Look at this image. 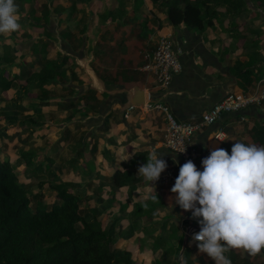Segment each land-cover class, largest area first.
Wrapping results in <instances>:
<instances>
[{"label": "crops", "instance_id": "0c3cea01", "mask_svg": "<svg viewBox=\"0 0 264 264\" xmlns=\"http://www.w3.org/2000/svg\"><path fill=\"white\" fill-rule=\"evenodd\" d=\"M161 1L50 0L47 4L49 20L42 21L40 28L33 23L25 28L30 44L38 38L50 43L49 58L61 55L77 65V81L82 80L83 84L74 85L76 97L93 89L99 99L97 111L86 117L76 116L65 120L61 126L52 121L44 122L46 126L33 133L38 142L47 141L41 149L38 146L35 161L50 157L57 162L52 169H56L62 179L85 185L88 194L98 188L105 196L110 195V186H101L100 179L96 178L110 176L116 168L129 167L140 180L130 189L123 186L115 191L111 210L119 214L120 204L129 197L131 209L156 192L160 205L148 215V264H175L176 261L184 264L182 256L176 257L175 247L178 238L182 236L183 241L190 227L200 229L197 219L192 218L190 210L185 211L176 204L175 195L160 179L150 182L155 185L154 191L153 186L137 174L138 167L147 163L153 149L161 153L166 169L179 173L183 164L180 155L163 142L165 113L132 107L121 117L120 109L134 89H138L143 90L145 100L161 103L177 121L196 122L228 92L246 94L264 85V0H238V8L228 7L229 0H220L215 9L209 11L211 22L199 29L183 23L170 24ZM162 35L172 40L173 51L181 65V70L165 88L157 85L151 72L142 69L145 54L154 50ZM7 43L11 45L10 41ZM21 53L15 52L16 65L8 68L19 66L23 55L26 64L32 63L29 53ZM16 82L24 84L23 80ZM33 93V97L27 95L28 100H39L37 92ZM51 109L59 113L53 105L43 107L45 112ZM63 133L64 141H61ZM216 133H222V138L226 139H215ZM210 136L213 137L209 139ZM74 141L77 147L72 145ZM235 142L264 146V102L240 113H224L219 120L196 132L192 139L200 160L207 149L223 148L231 154ZM82 147L85 151L79 157L77 150ZM86 161L92 162L91 168ZM89 203L94 206L98 200L91 199ZM101 218L106 224L110 217L106 214ZM125 221L123 224L129 223V219ZM130 238L120 236L114 246L119 240L127 241L129 244L119 248L132 252ZM198 243L188 239L185 264H214L206 253L198 250ZM225 255L232 264H264V250L256 256L241 249H233Z\"/></svg>", "mask_w": 264, "mask_h": 264}, {"label": "trees", "instance_id": "16d2710c", "mask_svg": "<svg viewBox=\"0 0 264 264\" xmlns=\"http://www.w3.org/2000/svg\"><path fill=\"white\" fill-rule=\"evenodd\" d=\"M15 1L27 3L33 0ZM219 1L162 0L160 4L166 7L170 24L183 23L199 29L211 22L209 11H213ZM227 4L228 7H239L238 0H229ZM33 19H36V22L32 21L33 26L39 28L42 27V21L49 20L47 4L44 5L42 17H33ZM45 34L49 36V32L46 31ZM1 47L0 95H5L16 86V81L23 80L22 86L26 94L33 97L32 92L36 91L37 99L43 100L37 101L34 100L36 98L30 97L31 105H39L38 107L42 109L44 106L53 105L58 111L65 112L67 121L76 116L86 117L97 111L99 99L96 91L88 89L85 94L76 97L77 89L74 85L83 84L82 80L77 81L75 71L78 69L77 65L65 56L57 55L55 58H49L51 46L47 40L36 39L29 50L32 63L26 64L24 61L26 57L23 55L22 58L20 57L23 61L17 64L18 72L13 71L12 75L8 67L12 64L16 65L17 55L7 42H3ZM37 54L41 55L38 61L35 60ZM65 65L68 67L65 68ZM50 87L62 89L67 94L51 97L50 91L48 92ZM36 111L40 110L36 109ZM23 120L30 126L40 125L39 119L33 115ZM30 126L27 125L26 130L33 133L34 130L30 129ZM60 140L64 141V133L60 136ZM76 143L74 141L72 145L75 147ZM84 151V147L77 150L78 156L81 157ZM36 157L35 151H20L19 158L23 160L25 172H21L20 169L15 170L10 158L0 157V264H134L131 251L120 250L113 246L122 235V232H116L114 227L119 217V214L111 210V202L114 198H111L109 205L103 204L98 188L88 194L86 186L83 191L80 188L81 183L74 185L58 176L56 169H52L55 160L46 157L35 161ZM86 165L91 168L92 162L86 161ZM40 173L43 174L38 175ZM37 176L47 178L49 187L56 192L54 202L49 203L44 200V194L41 192L44 180L38 182L40 190H32L33 183L28 178ZM96 179H100L101 186H110L111 196L120 187L126 186L130 189L140 180L131 173L129 167L123 170L116 168L110 176H98ZM89 183H92V180ZM91 199L98 200V204L91 206L89 203ZM145 203L147 208L144 207ZM159 205L158 201L153 202L147 198L144 203L135 204L131 215L139 222L144 219L148 232L149 212L153 213ZM106 214L110 218L105 224L101 216ZM181 245L182 236L178 238L175 247L177 258ZM187 250L188 247H185L182 255L184 264ZM175 264H179V261Z\"/></svg>", "mask_w": 264, "mask_h": 264}, {"label": "clouds", "instance_id": "9594fccd", "mask_svg": "<svg viewBox=\"0 0 264 264\" xmlns=\"http://www.w3.org/2000/svg\"><path fill=\"white\" fill-rule=\"evenodd\" d=\"M19 28L15 0H0V34ZM184 150L185 147L179 152ZM160 156L158 149H153L147 163L138 167L137 174L148 183L157 181L167 167ZM202 167V171L197 170L191 160L183 163L170 189L176 194V204L190 210L200 225L192 236L199 242L198 250L214 264H232L225 254L233 249L251 256L260 254L264 250V146L235 142L231 154L217 148L202 159ZM150 185L155 191L154 183ZM148 199L158 201L156 192Z\"/></svg>", "mask_w": 264, "mask_h": 264}, {"label": "rangeland", "instance_id": "374dc122", "mask_svg": "<svg viewBox=\"0 0 264 264\" xmlns=\"http://www.w3.org/2000/svg\"><path fill=\"white\" fill-rule=\"evenodd\" d=\"M49 1L50 0H33L25 3L27 4V6H24L25 5L24 3L15 1L19 15L20 28L19 30L14 31L10 34H0V52L2 50L1 47L2 43L10 41L11 46L14 48L15 52L17 51L19 55L21 51H22L21 53L22 55L25 54V52L30 54V51L28 49L31 48L32 44H30L31 41L27 40V37L24 34L26 32L25 28L31 27L30 25H32V20H33L32 18L35 15H36L35 17L38 18L39 14H41V12L44 11V5L48 4ZM64 2H63V6H64ZM19 47L21 50L18 49ZM35 57H36L35 60L38 61L40 60L41 55L37 54ZM15 69L17 70L18 66L8 68L9 72L15 71ZM49 91L51 97L67 94V92L64 93L62 89H56L54 87H50V89H48V92ZM0 97H1L0 157L1 159L10 158L9 160L11 161L15 170L23 169V171L21 172H25L26 169H24V163L22 162L23 160L21 161L19 158L20 151L21 150L31 151V152L35 151L36 153V151H38L39 148L41 149L43 143L46 144L47 141L38 142L39 140L35 139L36 135H34L33 133L39 132L40 127L45 125L44 122L52 121V122H56L58 125L61 126V124L65 123V112L59 110L58 112L60 114L59 113L56 114L54 109H51L50 112H45L42 108L38 107L39 105L34 106V104L32 105L28 104L30 100H28L25 89L23 88L20 82H16V86L12 87V89L8 92L7 96L4 97V95H0ZM37 101H43V100L39 99ZM36 109L40 111L37 112ZM29 115H33L34 117H37L39 119L40 125L30 126L29 123L25 122L23 119H26V117ZM21 122H22V127L20 128ZM27 125L30 126L29 127L30 129L34 130L33 133L26 130ZM28 180H30L33 183L32 185L33 191L40 190L38 182L44 180V184L41 187V192H43L44 194V200L49 203L55 201L54 199L56 192L53 189H51V187H49L50 183L48 184L47 178H45L44 176H37V177L28 178ZM70 182H72L74 185H76L77 183V181H70ZM80 188L83 191L86 189L85 185L83 184L80 185ZM101 195L102 194L100 191V197H101L100 200L103 204L105 203L106 205L107 203L108 205L110 204L111 198H115V194H113V196H111V194L108 196L102 195L103 197ZM129 200H131L130 197L128 198V200L126 199L123 203L120 204L119 217L114 224L115 231L119 232L120 229L122 230L124 229L122 235L120 236L124 238H126V236L131 237L130 239H132L133 242V247L131 248V250L133 252L134 264H148V239H146L148 236V232L146 231V225L142 222H139V220L133 219V217L130 216V213L134 211V206H131L132 207L131 209L128 207ZM128 208L130 210H128ZM125 216L129 219V223L127 222L128 219H126L127 221L124 220ZM124 221L127 223L123 224ZM125 244H129V242L127 241L124 242L122 240H119V242L116 244L117 245L116 247L118 249H120L119 248L120 246L124 248Z\"/></svg>", "mask_w": 264, "mask_h": 264}, {"label": "built area", "instance_id": "2783aa9c", "mask_svg": "<svg viewBox=\"0 0 264 264\" xmlns=\"http://www.w3.org/2000/svg\"><path fill=\"white\" fill-rule=\"evenodd\" d=\"M145 60L146 62L142 66V69L151 72L157 85L161 88L168 86L173 75L181 70V65L173 51L172 40L168 36L162 35L158 38L154 50L151 53L145 54ZM262 102H264V85L246 94L228 92L221 100L203 112L200 119L196 122L177 121L161 103L148 99L145 100L143 108L146 111H163L165 113L167 122L163 135L165 147L179 154L182 163L191 160L196 165L197 170L202 171V159L206 158L215 149H207L200 160V154L192 143L195 133L200 131L204 126L211 125L219 120L224 113H240L251 106H260ZM241 119H244V117L241 116ZM215 136L222 138L223 134L216 133ZM215 139L217 138L215 137ZM184 147L185 150L179 152ZM177 176L178 173L170 169H165L160 174L159 179L168 188L170 193H172L170 189ZM172 194L176 195L175 193ZM199 230L195 227H190L189 238L192 240L193 234Z\"/></svg>", "mask_w": 264, "mask_h": 264}, {"label": "water", "instance_id": "95a60500", "mask_svg": "<svg viewBox=\"0 0 264 264\" xmlns=\"http://www.w3.org/2000/svg\"><path fill=\"white\" fill-rule=\"evenodd\" d=\"M144 102H145V97L143 90L134 89L133 95L131 97H128L125 104L121 107L120 116L122 117L125 114V111L132 107H143ZM188 239H189V230L184 235L181 249L179 252L180 257L182 256L184 249L187 246Z\"/></svg>", "mask_w": 264, "mask_h": 264}]
</instances>
